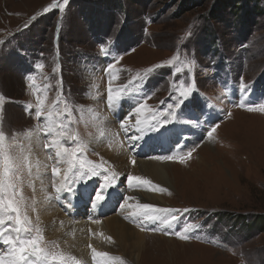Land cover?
<instances>
[{
  "label": "rangeland",
  "instance_id": "1",
  "mask_svg": "<svg viewBox=\"0 0 264 264\" xmlns=\"http://www.w3.org/2000/svg\"><path fill=\"white\" fill-rule=\"evenodd\" d=\"M56 3L61 8L44 12ZM216 6L217 0H69L66 6L63 0H0V130L8 138L7 153L22 162L19 173H14L19 177L17 198H23L28 226L42 230L41 247L75 257L43 233L38 215L33 182L36 177L41 179L27 152L32 153L37 145L31 143L35 134V142L43 141V152L52 159V147L45 145L54 134L46 131L50 124L44 117L36 118V105L43 101L45 114L61 113L54 123L63 121L65 128L57 131L80 139L84 148L80 159L90 157L117 173L115 186L125 189L126 197H132L130 202L133 193L158 186L153 187L158 189L155 193H162L166 205L143 203L180 210L177 221L169 224L163 223L171 221L168 213L154 211L159 216L155 227L143 224L141 215L135 217L146 229L129 220L130 211L121 212L126 222L146 236L134 260L127 251L111 252L115 259L110 264H264V0L258 9L251 0L244 8L231 7L214 17L210 14L219 12ZM110 64L114 65L111 75L107 71ZM161 64L166 66L156 67ZM29 77L34 78V86ZM241 77L247 86L243 92ZM193 80L190 98L177 108L176 95L170 94L176 88L182 91ZM109 84L117 86L131 106L147 103L141 120L163 112L164 122L170 110L175 113V119L162 124L163 131L170 128L172 133L161 155L151 145L159 147L162 141L152 136L136 155L139 142L128 139L140 132L134 128L125 132L118 123L123 132L118 143L132 158L155 156L157 162H171L166 165L169 185L133 170L116 172L109 159L101 156L104 144L98 148L93 139L116 129L115 123H103L105 115L99 112L107 111ZM212 127L216 130L209 137ZM60 138L63 146L73 147V142ZM103 140L108 149L114 145L110 138ZM172 153L174 159L157 158ZM185 156L182 162L180 157ZM51 159L46 168L51 167ZM59 166L65 170L58 176L47 171L58 182L68 168L62 162ZM128 175L151 183L134 181L129 187ZM84 181L102 186L99 176ZM80 185L73 186L76 198L81 197ZM120 198L118 202L107 200L98 218L120 214V206L127 201ZM87 208H91L89 203ZM83 212L90 222L88 211ZM162 225L165 231L158 229ZM168 225L172 228L166 230ZM182 230L188 239L174 234Z\"/></svg>",
  "mask_w": 264,
  "mask_h": 264
},
{
  "label": "bare ground",
  "instance_id": "2",
  "mask_svg": "<svg viewBox=\"0 0 264 264\" xmlns=\"http://www.w3.org/2000/svg\"><path fill=\"white\" fill-rule=\"evenodd\" d=\"M114 81L115 79H113V83ZM112 89L114 90V96H115L117 94L116 90H118V87L112 86ZM128 99L129 98H126V99L122 98L121 100H119L118 103L114 105V107H109L108 102H107V104L105 105V109L107 111H99L100 115L102 116L105 115L106 120L103 123L105 124L111 123L112 125L115 123L116 129L113 130V133H112V129H108V132L107 131L101 132L102 136H100L99 134L98 138L96 137L93 139L94 144L97 146L102 145V143L104 144V147H102L101 156L106 159H109V161L113 164L114 167L113 166L112 167L114 168L116 172L126 173L129 170H133L138 175H143L144 177L152 176V178L158 181L159 183L161 182L165 185H169L168 183H169L170 176H169L168 167L166 165H170L171 164L170 161H168L167 163L166 162L160 163V162H157V160H155L154 158L155 156L154 157L151 156L152 157L151 159H142L141 157L143 156H140L138 158H132L131 157L132 154L130 156V152H128L127 149H125L124 146L121 145L122 143L120 141L119 143L121 144L118 143V139L119 138L121 139L123 135V132H121L122 130L119 129L118 123H121L120 120H123V121L128 120L130 124H135L136 119H137L135 115H132V113L135 110V106L134 105H133L134 107L131 106L132 104H129ZM153 114H155L156 116H159V114L152 113L148 117V120H152ZM129 117L131 118L129 119ZM141 118L142 117L140 116V119ZM144 119H147V118H144ZM160 121L162 125L164 123L162 122V116H160ZM176 130L180 135L183 134V131L181 132L178 126ZM169 132L171 131L168 130L165 133L163 131V126H159L157 131L146 132V136L144 135L143 139H139L135 141V142H139V147H137L138 153L136 155L140 154L146 148V145L149 144L147 140L149 136H152L153 138L158 137L160 141H162L159 147L155 145L154 143H152L151 145L152 151L157 153L158 155H161V153L165 151L168 147L167 145L168 141L165 138L169 137L168 136ZM53 134H54L53 137L49 136L50 141H52L53 139H61L60 137H57L55 133ZM163 134L165 137L163 136ZM36 135H37L36 140H38L39 135L38 134ZM34 136L35 134H33L31 137L32 138L31 143L37 144V145H35L34 151L32 153L27 152V154H29V161H32L33 171L36 173H39V178L41 179L39 180L36 177L35 181L33 182V190H34V195L37 200L36 201L37 208L39 209L38 211L39 219L41 220V222L43 221L42 223L43 233L48 238H51L52 240L59 242L60 247L65 253H70L74 255L77 258V260H80L83 257L81 259V264H88L89 262L91 263L94 262V264H96V260L93 259V256H94V253L92 251L93 248H95L98 252L109 254L108 257H97L96 258L97 260H107L108 264H110L111 261H114L115 259L114 256L110 254L111 252L124 253V251H127L129 257H131L134 260V258L138 256L135 251H137L139 248H141V246H143L144 244L143 236H146V234L141 233L138 230L136 231V229L129 222H126L122 218L121 212L126 210L125 211L126 213H128L129 211L132 214L146 212L149 215H154L155 210L145 209V210L139 211L140 208L138 207V205L145 204L143 202L156 203V204L161 203L162 205H166L167 200L164 199V197L162 196V193L161 194L155 193V191L158 189H154L152 187L150 191L148 190V191H140V192L133 193V201L130 202V199L126 197L127 194L123 187L110 188L108 189L109 191L106 194L105 200L106 199L113 200V201L116 200L118 202L119 200H121L120 197H123L125 198V200H127V203H125L124 201V203L122 204V208L120 206V210H121L120 214L108 216L104 219L98 218V217L97 219H95L94 217H92L91 221L89 222L88 220L84 219L86 217L85 213L83 211H80L81 208H85V210H87L88 212L90 211V209L86 208V203L90 202V197L88 195L83 194V186L82 185L79 186V192L84 195V198H79L78 200H75L74 196L70 195L67 192H62L59 195V197H57V194L55 191V185L59 182L54 179L52 180L51 177L47 174V171H51L53 167H60L61 172L64 169L63 166L62 167L59 166L61 162L58 161L56 158L55 153L57 149L55 147L54 148L52 147L51 152H50V156L52 155V159H51L49 156H46L43 152V141H37L36 143L34 140ZM104 137L110 138L109 142L114 144L112 145L111 149H108V147H106V141L103 140ZM176 138H177V135H176ZM176 138L174 137V139ZM40 142H42V144H40ZM207 144H209V142L206 143V146ZM206 146H204V148ZM76 147H83L81 141L79 144L74 143L72 148H76ZM100 147L101 146H99L98 148ZM157 154H154V155H157ZM170 156L175 157V153L170 154ZM157 158L159 159V157ZM48 159L52 160V164H51V167L46 168V164L50 162L48 161ZM87 161L100 164L96 162L97 160L90 159V157H89V160ZM132 161H135V164L134 165L132 164V166H130V162ZM103 167L109 168L107 167V165L106 166L103 165ZM68 175H71V174L68 173ZM85 178L86 177H84V179ZM100 178L103 184V176L100 175ZM118 179H119V175L117 177V180ZM69 183H71V180H69ZM126 183L128 184V182ZM136 183L140 184L138 182ZM74 184L75 183H73L72 186ZM88 186H89V191H91L92 186L91 185H88ZM66 203H74V206H76V212L78 211L77 214L72 209H67L65 207ZM103 205L104 203H102L99 207H95L94 209H91V212H93L95 216H98L103 211V208H102ZM123 205H126V207H124ZM126 208H128V210ZM72 216H75V219L73 221L71 220ZM135 217H139V215L130 216L129 220L136 221L139 224L140 228L146 229V226L143 225L146 223L150 224L151 226V223L147 221L146 216H142L144 219L143 224L139 220H137ZM169 228H172V226L168 225L166 227V230H168ZM158 229L165 231L163 225L159 227ZM147 230H150V229H147ZM110 245H113V246L110 247ZM0 247H1L0 254L6 253L7 248L6 247L3 248V244H0ZM69 264H72V262H70Z\"/></svg>",
  "mask_w": 264,
  "mask_h": 264
},
{
  "label": "snow or ice",
  "instance_id": "3",
  "mask_svg": "<svg viewBox=\"0 0 264 264\" xmlns=\"http://www.w3.org/2000/svg\"><path fill=\"white\" fill-rule=\"evenodd\" d=\"M69 0H63V5H67ZM61 8L59 3L50 5L44 9V12H48L51 8ZM2 43V42H0ZM103 50V49H102ZM171 61L168 66H171ZM166 65H157L156 67H164ZM43 67L42 65L40 66ZM114 65L110 64L108 66L109 75L112 74V69ZM155 71V68L149 69V72ZM176 71H180V69H176ZM147 75V74H145ZM137 79H143V77L138 76ZM29 80L32 86L35 85V80L32 77H29ZM247 88L243 83V78L241 77L240 90L243 92ZM194 90V80L191 81L187 86L183 88L181 91L179 88L174 89V92L170 95H176V99L174 101L175 106L179 108L182 104H184L185 100L189 99L192 92ZM117 94L114 96V90L109 84L107 101L109 107H114L116 103L119 102L123 98V93L116 90ZM178 93V94H177ZM39 100V97H38ZM59 103V101H57ZM169 109L172 108L171 105L168 106ZM148 109V105L146 102H138L134 112L132 115L137 117L135 124H130L128 120L121 121V127L127 132L130 128H135L140 132L139 136L129 137V140L132 143L139 139H143L144 134L148 131H157L159 126L161 125L160 116H164V113L161 112L159 116L153 114L152 120L140 119V114ZM250 110H254L251 109ZM264 110V108H261ZM0 111H2V107H0ZM61 113H52L48 112L45 114L43 110V101H40L36 105V118L44 117L50 124V126L46 129L47 132H53L57 137L63 136L68 141L79 144L78 136H73L67 134L63 130L65 125L63 121L60 123H54L55 118L59 117ZM70 117V113H68ZM131 117H129L130 119ZM2 119V117H0ZM175 119V113L173 111H169L167 117L164 119V124L170 122V120ZM69 124L71 123V119H69ZM215 127H212L207 135L209 137L212 136V133L215 132ZM30 132V130H28ZM8 139L4 132L0 130V244H3L7 247L6 253L0 254V264H81L80 261L76 260L75 257L65 256L63 253H53L50 250L41 247V241L43 240L42 230L39 227L33 229L28 226L30 221L27 215L23 212V198H17L19 192V186L17 181L19 179L18 176H14V173H19L22 162H17L15 158L9 155L5 149V140ZM46 148L55 147L57 149L55 155L57 160L67 164V173L60 180L59 183L55 185V191L57 197L62 192H67L70 195H75L76 189L72 187L73 183H79L83 186V194L88 195L90 197V203L93 208L99 207L102 203L105 202V197L107 194V190L113 188L117 183L118 174L113 172L110 168L103 167V162L101 164H96L91 161H85L80 159V157L84 153L83 147L70 148L63 146L61 139H53L50 143L45 145ZM191 153H188L187 156L190 157ZM159 159H174L172 156L159 157ZM181 161L185 159V157H180ZM135 163V161H133ZM87 165V167H86ZM100 168L101 171H97ZM53 175H59L61 173L60 167L52 168ZM103 176V184L92 186L91 191H89V186L85 183L84 177L91 176ZM71 180V183H69ZM142 183L144 185H148L151 182L145 180L143 177L138 176H127V182L129 187H133V182ZM158 187V186H153ZM165 189H161L164 191ZM128 199H132V197H128ZM127 203V201H125ZM71 204L69 203V207ZM141 209L146 210H155L159 213H168L171 216V221L165 219L163 223L169 224L171 222H175L178 219L177 213L180 211L178 209H157L156 206L150 204H142L138 205ZM141 215L146 216L147 221L152 224L153 227L156 226L155 222L159 220V216L157 215H149L148 213H133V216ZM146 226H148L146 224ZM170 234L171 231H170ZM182 239H188V235L184 234L182 231H177L174 233ZM110 239V238H108ZM94 256L93 259L96 260V264H108L107 260H97V257H108V253L98 252L95 248L92 249Z\"/></svg>",
  "mask_w": 264,
  "mask_h": 264
},
{
  "label": "trees",
  "instance_id": "4",
  "mask_svg": "<svg viewBox=\"0 0 264 264\" xmlns=\"http://www.w3.org/2000/svg\"><path fill=\"white\" fill-rule=\"evenodd\" d=\"M250 2L251 0H217V9H219V12H213V14H210L214 17H216L214 15V13L216 15H218L220 12H223V11H226L228 9H230L231 7H242L244 8L245 7V4L247 2ZM254 2V6L256 7V9H258V4H259V1L260 0H252ZM247 20H248V17H247ZM264 224V222H263Z\"/></svg>",
  "mask_w": 264,
  "mask_h": 264
}]
</instances>
